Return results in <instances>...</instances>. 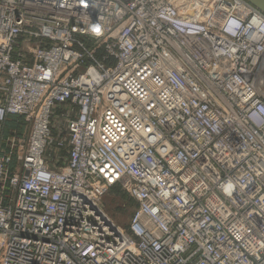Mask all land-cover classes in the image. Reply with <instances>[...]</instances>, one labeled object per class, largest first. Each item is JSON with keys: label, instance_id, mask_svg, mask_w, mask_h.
<instances>
[{"label": "built area", "instance_id": "1", "mask_svg": "<svg viewBox=\"0 0 264 264\" xmlns=\"http://www.w3.org/2000/svg\"><path fill=\"white\" fill-rule=\"evenodd\" d=\"M260 65L249 0H0V264H264Z\"/></svg>", "mask_w": 264, "mask_h": 264}, {"label": "rangeland", "instance_id": "2", "mask_svg": "<svg viewBox=\"0 0 264 264\" xmlns=\"http://www.w3.org/2000/svg\"><path fill=\"white\" fill-rule=\"evenodd\" d=\"M257 88L264 91V71L263 74L256 81ZM24 117L11 116L9 117L5 127L2 131H5L6 138L13 136H19L26 127ZM54 139L57 140V134L53 135ZM55 154H60L61 161H64L66 157V150L62 149L55 144L53 146ZM103 208L108 216L117 222L119 225L126 227L128 226L136 208V202L130 198L129 194L120 187L111 188L103 197Z\"/></svg>", "mask_w": 264, "mask_h": 264}, {"label": "water", "instance_id": "3", "mask_svg": "<svg viewBox=\"0 0 264 264\" xmlns=\"http://www.w3.org/2000/svg\"><path fill=\"white\" fill-rule=\"evenodd\" d=\"M253 5L264 12V0H249Z\"/></svg>", "mask_w": 264, "mask_h": 264}, {"label": "bare ground", "instance_id": "4", "mask_svg": "<svg viewBox=\"0 0 264 264\" xmlns=\"http://www.w3.org/2000/svg\"><path fill=\"white\" fill-rule=\"evenodd\" d=\"M258 67H259V72L257 73V76H256V78H255V85H256V81H257V79L261 76L260 70L263 68L261 65L258 66ZM251 74H252V73H251ZM256 87H257V85H256ZM261 93H262V95L264 96V91L261 92Z\"/></svg>", "mask_w": 264, "mask_h": 264}, {"label": "crops", "instance_id": "5", "mask_svg": "<svg viewBox=\"0 0 264 264\" xmlns=\"http://www.w3.org/2000/svg\"><path fill=\"white\" fill-rule=\"evenodd\" d=\"M261 92H263L262 90H260Z\"/></svg>", "mask_w": 264, "mask_h": 264}]
</instances>
